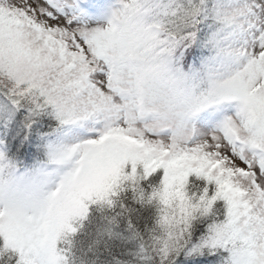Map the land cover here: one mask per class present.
Segmentation results:
<instances>
[{
	"label": "snow or ice",
	"instance_id": "obj_1",
	"mask_svg": "<svg viewBox=\"0 0 264 264\" xmlns=\"http://www.w3.org/2000/svg\"><path fill=\"white\" fill-rule=\"evenodd\" d=\"M0 264H264V0H0Z\"/></svg>",
	"mask_w": 264,
	"mask_h": 264
}]
</instances>
